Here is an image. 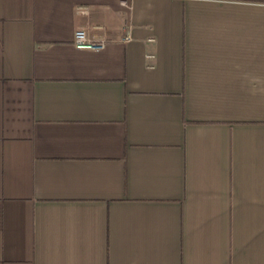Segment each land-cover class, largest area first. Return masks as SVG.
I'll return each instance as SVG.
<instances>
[{"label":"crops","instance_id":"1","mask_svg":"<svg viewBox=\"0 0 264 264\" xmlns=\"http://www.w3.org/2000/svg\"><path fill=\"white\" fill-rule=\"evenodd\" d=\"M120 1L0 0V264H264V0Z\"/></svg>","mask_w":264,"mask_h":264},{"label":"built area","instance_id":"2","mask_svg":"<svg viewBox=\"0 0 264 264\" xmlns=\"http://www.w3.org/2000/svg\"><path fill=\"white\" fill-rule=\"evenodd\" d=\"M120 3L127 7L131 8V4L127 0H121ZM74 44L79 48H90V49H101L104 47L105 42L94 41L88 38L85 29L78 28L74 32Z\"/></svg>","mask_w":264,"mask_h":264}]
</instances>
